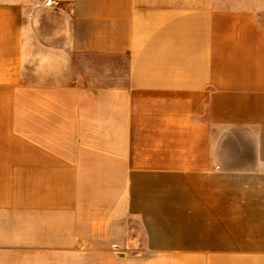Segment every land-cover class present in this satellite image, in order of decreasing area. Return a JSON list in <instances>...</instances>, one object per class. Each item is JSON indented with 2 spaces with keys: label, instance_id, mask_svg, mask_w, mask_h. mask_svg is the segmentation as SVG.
Returning <instances> with one entry per match:
<instances>
[{
  "label": "crops",
  "instance_id": "1",
  "mask_svg": "<svg viewBox=\"0 0 264 264\" xmlns=\"http://www.w3.org/2000/svg\"><path fill=\"white\" fill-rule=\"evenodd\" d=\"M0 0V264H264V0Z\"/></svg>",
  "mask_w": 264,
  "mask_h": 264
},
{
  "label": "built area",
  "instance_id": "2",
  "mask_svg": "<svg viewBox=\"0 0 264 264\" xmlns=\"http://www.w3.org/2000/svg\"><path fill=\"white\" fill-rule=\"evenodd\" d=\"M51 3L57 4L58 2L57 1L53 2V1H50V0H47L45 2L46 5H50Z\"/></svg>",
  "mask_w": 264,
  "mask_h": 264
}]
</instances>
